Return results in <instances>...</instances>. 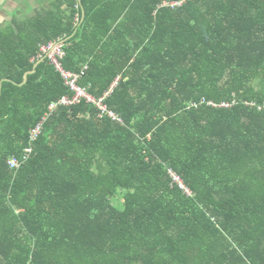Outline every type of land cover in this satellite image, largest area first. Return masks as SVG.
Segmentation results:
<instances>
[{"label": "trees", "instance_id": "obj_1", "mask_svg": "<svg viewBox=\"0 0 264 264\" xmlns=\"http://www.w3.org/2000/svg\"><path fill=\"white\" fill-rule=\"evenodd\" d=\"M59 41L116 118L49 114ZM0 94V264H264V0H54L0 23Z\"/></svg>", "mask_w": 264, "mask_h": 264}, {"label": "built area", "instance_id": "obj_2", "mask_svg": "<svg viewBox=\"0 0 264 264\" xmlns=\"http://www.w3.org/2000/svg\"><path fill=\"white\" fill-rule=\"evenodd\" d=\"M64 42L65 41L50 43L41 48L42 57L48 58L51 61L52 65H54L57 71L61 74L65 85L72 92L71 97L65 96L59 102L51 104L49 107V114H52L54 111H56L61 106H72V105L78 104L82 100H86L87 102L92 103L95 106H97L102 111L103 114L107 113L111 117L116 118L115 115L109 112L106 106L103 104V98L100 100H97L94 97H92L85 89L79 86L78 83L81 78L80 75L69 72L64 69L60 61L65 55ZM108 95L109 93H106L105 96H108ZM40 132H41V125H39L36 129H34L31 132V141H35L37 137L39 136ZM31 152H32L31 148H28L26 150L27 154H30ZM10 165L12 168H17L19 167V162L13 159L10 162ZM170 175L173 179V182L177 184L180 189L184 190L187 194L191 195V192L187 189V187L184 184V181L179 175H177L176 173L172 171H170Z\"/></svg>", "mask_w": 264, "mask_h": 264}, {"label": "crops", "instance_id": "obj_3", "mask_svg": "<svg viewBox=\"0 0 264 264\" xmlns=\"http://www.w3.org/2000/svg\"><path fill=\"white\" fill-rule=\"evenodd\" d=\"M54 0H0V23L26 19L47 9ZM81 1V0H80Z\"/></svg>", "mask_w": 264, "mask_h": 264}, {"label": "water", "instance_id": "obj_4", "mask_svg": "<svg viewBox=\"0 0 264 264\" xmlns=\"http://www.w3.org/2000/svg\"><path fill=\"white\" fill-rule=\"evenodd\" d=\"M37 65H38V63L35 65V69L37 68ZM35 69H34L33 71L28 72V73L25 75V82H27V80H28V76H29V75L35 73ZM0 95H1V94H0Z\"/></svg>", "mask_w": 264, "mask_h": 264}, {"label": "rangeland", "instance_id": "obj_5", "mask_svg": "<svg viewBox=\"0 0 264 264\" xmlns=\"http://www.w3.org/2000/svg\"><path fill=\"white\" fill-rule=\"evenodd\" d=\"M6 22H7V21H6ZM115 203H116L118 206H121L120 204L122 203V198L119 197V198L115 201Z\"/></svg>", "mask_w": 264, "mask_h": 264}]
</instances>
